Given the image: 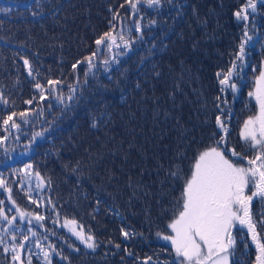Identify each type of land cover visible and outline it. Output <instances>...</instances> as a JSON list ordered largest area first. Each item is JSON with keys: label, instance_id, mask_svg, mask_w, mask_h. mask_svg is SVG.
Wrapping results in <instances>:
<instances>
[{"label": "trees", "instance_id": "1", "mask_svg": "<svg viewBox=\"0 0 264 264\" xmlns=\"http://www.w3.org/2000/svg\"><path fill=\"white\" fill-rule=\"evenodd\" d=\"M254 2L245 22L234 13L246 0H162L159 7L142 0L135 12L127 0H0V96L7 101L0 103V179L12 197L0 188V200L9 219L19 216L13 200L45 217L18 218L13 227L0 219L8 246L12 231L17 243L28 237L17 262L0 246V264H28L29 257L47 264L44 252L51 264H135L134 256L137 264L149 256L173 264L157 237L181 189L167 172L175 165L187 172L214 144L217 116L226 122L227 146L241 148L242 124L255 109L248 94L264 61V5ZM113 26L129 47L98 52L89 69L82 61ZM245 31L252 39L244 60H235ZM234 60L237 91L222 92L217 73ZM49 79L61 81L51 94ZM22 111L27 122L17 115L19 128L5 130L3 119ZM66 219L94 236L95 251L75 240Z\"/></svg>", "mask_w": 264, "mask_h": 264}, {"label": "snow or ice", "instance_id": "2", "mask_svg": "<svg viewBox=\"0 0 264 264\" xmlns=\"http://www.w3.org/2000/svg\"><path fill=\"white\" fill-rule=\"evenodd\" d=\"M141 2L142 0H127L133 12L138 10L137 6ZM143 2L148 7H159L162 0H143ZM260 3L264 5V0H260ZM249 9L251 13L256 12L257 4L254 0H246V3L234 13L236 20L248 21ZM113 18L115 19V16ZM153 23L155 22L153 21ZM140 30V25L137 24L136 31ZM244 37L247 39L239 45V53L235 60H244L245 44L252 39L248 36L247 31L244 32ZM95 44L96 51H93L91 55L85 57V61H82L88 64L89 69L94 67L93 60L98 52L104 49L111 52L113 48H120L121 44L125 48L129 47V42L125 39L123 31L116 33L114 26L112 30L100 35L95 40ZM235 60L225 72L217 73L222 92L226 89H230L232 92L237 91L236 84L232 82L233 72L238 67ZM103 63L107 65L109 61L105 59ZM24 65L30 69L27 59L24 60ZM72 67L75 69L77 65L73 64ZM240 67L242 68L243 65ZM253 71L256 69L254 68ZM28 74L32 75L31 70ZM47 84L50 86L47 91L51 94L57 91V86L61 84V81L49 79ZM35 87L40 92V98L46 99L44 86L37 82ZM72 91L74 92L75 89ZM248 95L255 100L258 112L244 121L240 132V138L244 141L241 151H237L235 147L227 146L228 128L225 120L217 116L215 123L221 134L212 133L213 137H218L214 144L198 152L187 172L179 165H175L167 172L174 181L181 183V189L179 197L174 199L171 208L164 210L171 211L172 214L167 224V229L170 231H158L157 237L170 243L171 251L175 255L173 264H235L232 257L238 238H250L251 243L245 242V249L254 246V264H264V212L254 214L252 210L254 199L264 205V68L259 71L255 91L249 92ZM57 99L63 103V97H57ZM68 99L72 100L73 96L69 95ZM217 99L219 100L220 97ZM0 103L6 104L7 101L0 96ZM25 103L31 104L32 100H27ZM223 112L224 109H221L222 114ZM17 115L21 120L27 122L26 117L29 113L12 112L6 119H3L5 130L8 127L19 128L20 125L14 119ZM95 126L93 123V127ZM3 142L0 140V144ZM222 145L223 147H221ZM229 152L231 157H235V160L228 156ZM248 153H251V156ZM27 167L31 169L30 164ZM0 188H4L9 193L8 198L11 200V189L7 187L3 179H0ZM25 195H28L30 202L36 203L29 193H25ZM3 203L0 200V219L7 221L10 227H13V222L18 218L21 223L26 218H30L27 221L29 224L32 219L37 221L45 219L41 214L21 208L14 200L12 206L19 216L14 215L9 219L2 207ZM39 206L37 203V207ZM58 215L59 213H57ZM69 225L72 226L70 229L72 234L86 248L95 251L98 244L94 236L90 232L86 234L83 225H80L77 230L75 219H66L64 226ZM28 231L36 236V232L31 227ZM121 231L125 239H128L130 234L123 229ZM11 240L12 244L8 246L0 237V246H4L5 252L11 251L12 260L17 262L20 260V250L25 248L28 237L24 236L23 240L17 243L16 232L12 231ZM37 247H39V243H37ZM116 247L119 248L120 245L117 244ZM44 257L47 264H51L48 252H44ZM151 259L152 257H147L143 264H149ZM28 264H31V257L28 259Z\"/></svg>", "mask_w": 264, "mask_h": 264}, {"label": "flooded vegetation", "instance_id": "3", "mask_svg": "<svg viewBox=\"0 0 264 264\" xmlns=\"http://www.w3.org/2000/svg\"><path fill=\"white\" fill-rule=\"evenodd\" d=\"M233 160H235V157L232 158ZM255 199L253 200V203H252V210H255L258 206H255ZM245 242L247 243H251L250 241V238H238L237 239V245H236V249H235V252H234V257L237 258V262L236 264H239L238 263V259H246V262L243 263V264H254V257H255V252H254V246H252L251 248L249 249H245L244 247V244ZM136 256L133 257V263L137 264L139 262V260H136ZM168 261L171 260V256L167 259ZM173 262V261H172ZM143 263V261H142ZM141 263V264H142ZM155 264V263H153ZM164 264H167V262H164Z\"/></svg>", "mask_w": 264, "mask_h": 264}, {"label": "rangeland", "instance_id": "4", "mask_svg": "<svg viewBox=\"0 0 264 264\" xmlns=\"http://www.w3.org/2000/svg\"><path fill=\"white\" fill-rule=\"evenodd\" d=\"M262 68H264V61H263V63H262ZM255 88H256V83H255ZM255 88H254V91H255ZM255 101V100H254ZM255 104V109H254V112H253V114H251L250 116H252V115H254V114H256L257 112H258V107L256 106V102L254 103ZM249 116V117H250ZM249 117H247L246 118V120L249 118ZM243 124H244V122H243ZM243 124H242V127H241V130H242V128H243ZM241 132V131H240ZM240 142H241V144L243 145L244 144V141L243 140H241L240 139ZM241 148H238V151H241L240 150ZM237 150V149H236ZM248 155L249 156H251V153H248ZM228 156L232 159L233 157H231V154L230 153H228ZM245 164H246V161L244 162ZM255 206H258L255 210H253V213L254 214H257V213H259V212H256L257 211V209H261V210H263V212H264V205H261L260 203H259V201L258 200H256L255 201V204H254ZM146 226H148V224L146 225ZM149 227V226H148ZM149 229H151V231L153 232V227L152 228H149ZM167 229V227H163V229L161 230V232L162 231H164V232H168V231H170V230H166ZM74 238H75V240H78V241H80L76 236H74ZM161 240V239H160ZM163 243H165L166 245H168L170 248H171V245H170V243H168V242H166V241H163V240H161ZM81 242V241H80ZM83 246V245H82ZM242 260V261H241ZM155 262V260H153V259H151L150 260V262H149V264H153ZM244 262H246V259H240V262H239V264H243Z\"/></svg>", "mask_w": 264, "mask_h": 264}]
</instances>
